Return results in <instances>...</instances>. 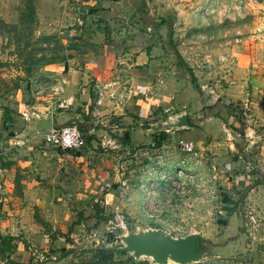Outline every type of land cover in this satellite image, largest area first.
<instances>
[{
	"label": "crops",
	"instance_id": "0c3cea01",
	"mask_svg": "<svg viewBox=\"0 0 264 264\" xmlns=\"http://www.w3.org/2000/svg\"><path fill=\"white\" fill-rule=\"evenodd\" d=\"M21 1L0 0L1 19L14 23L18 17L16 7ZM26 1L32 2L34 21L46 29L45 34L54 33L66 46L69 56L44 67L43 77L37 81L34 93L23 91L17 94V105L14 107L17 114H49L51 127L78 124L81 118L89 115L95 88L110 77L111 69L120 71L126 82L120 107L114 115L107 117V124L116 127L111 132L113 134L107 137L102 126L101 129L92 123L87 124L83 131L87 140L79 151H61L44 143L42 134L19 144L12 136L16 134L15 128L8 123L3 125V114L0 113V182L5 186L7 201L6 211L0 209L1 235H7L14 242L26 241L51 249L50 243H55L50 240L51 236L56 238L67 233L69 239L76 238L82 232L83 223L88 226L89 220L100 219L102 209L116 203V197L123 191L119 184L125 181L115 172L105 147L109 144L111 149L115 136L126 133L128 142L125 145L140 144L146 150H141L139 156L153 154L146 159L160 161L155 165L153 161L145 160L138 168L134 181L128 185L125 181L124 191L128 198L124 197L123 205L136 212L141 222L146 220L139 210L141 207L133 203H137L138 198L132 197L131 189L138 187V181L146 179L151 166L159 172L170 173L183 161L190 173V181L197 183V188L192 187L193 194L195 192L200 196L201 202L203 198L222 197L219 206H214L218 217L213 221L218 224L216 227L220 226V235L209 240L207 234L212 229L209 227L212 220L203 215L196 222L199 221V224L203 220L208 223L203 225L201 222L195 236L222 246L241 232L240 219L232 209L223 206H229L226 201L228 196L224 194L232 185L234 191L240 193V201L254 209L262 226L256 238L264 246V183L254 171L246 170L248 165L255 167L256 163H264V70L262 75L249 76L246 82L237 83L230 89V103L238 102V108H227V114L240 112L245 117L240 120L244 126L242 134L230 129L225 121L205 114L198 95L159 68L152 56L154 47L142 43L136 28L127 24L132 19L131 13L124 8L128 0ZM261 19L264 21V16ZM121 20L124 21L122 27L118 24ZM55 78L65 83L64 92L57 102L48 91ZM37 90H41L39 95H35ZM29 96L40 103L31 101ZM47 100L50 102L46 103ZM180 113L187 115V129L146 134L140 129L128 128L138 121L156 119L159 114L167 119ZM202 115H205L204 118ZM12 117L6 114V118ZM21 120L24 121L20 117ZM111 120L117 124L110 125ZM91 121L94 123V120ZM168 136L172 142H168ZM179 140L191 142L195 155L182 153L177 147ZM155 142L153 149L147 147H153ZM207 174L213 179L210 187L205 180L209 178ZM244 176L248 179L246 187H242L240 181ZM210 191L213 192L211 197L208 194ZM229 196L236 197L235 194ZM210 204L212 206V202L198 204V211H207L205 208ZM98 205L100 211L95 212ZM102 222L107 221H98L96 226ZM145 228L153 227L140 229ZM202 232L204 234L200 235ZM249 255L247 253L246 257ZM258 256L259 259L264 258V251L260 255L254 254L255 259Z\"/></svg>",
	"mask_w": 264,
	"mask_h": 264
},
{
	"label": "rangeland",
	"instance_id": "374dc122",
	"mask_svg": "<svg viewBox=\"0 0 264 264\" xmlns=\"http://www.w3.org/2000/svg\"><path fill=\"white\" fill-rule=\"evenodd\" d=\"M134 1L128 0V3L124 6L132 17L130 21H127V24L136 28L142 43L151 44L154 47L152 56L159 64V68L165 71L164 73L173 80L185 84L196 95L198 92L207 91L211 97L216 98L217 101L212 107H202V111L205 110V114L225 121L230 129L243 134L244 126L240 123V120H244L245 117L240 112L229 115L227 114V108H238V102L230 103V89L235 87L237 83L246 82L249 76L262 75V70H264V21L261 19L264 16V0ZM28 5L32 7V2L26 0L19 2L16 7L18 17L14 23L7 22L5 19H1L0 16V113L3 114L1 118L3 125L8 123L15 128L16 134L12 135L13 137L18 136L25 125V120L29 117L26 113L25 116L16 113L15 110L17 109H14V107L17 105V94L19 92L23 93V91L28 94L29 92L34 93L37 81L43 77L44 67L59 63L66 56H69V53L66 52V46L60 42L54 33L45 34L46 29L44 27H40L37 21H31V16L28 15L26 9ZM123 23V20L118 22L120 27ZM121 42H123V39ZM179 64L184 65L190 71L192 82L179 67ZM244 88L246 90V87ZM239 89L243 90L242 87H239ZM227 90H229L228 95H225ZM29 98H31V101H35L32 97L29 96ZM35 102L40 103L39 101ZM7 113L13 115V117L6 118ZM88 116L81 118L80 123L76 124L80 130L82 129V132L84 127L91 123L95 127L101 128L99 124L93 123ZM204 116L202 115V118ZM20 117L24 121H19ZM165 119L164 115L159 114L156 119L138 121L137 124L128 126V128L140 129L145 131L146 134L156 133V129L153 128L161 125ZM114 124L117 123L111 120L110 125ZM237 127H240V129L238 130ZM102 130H105L107 137L113 134L106 128ZM132 132L135 133L133 130ZM168 138V142H172L171 137L168 136ZM84 139L87 140L86 135H84ZM152 145L153 147H147L153 149L156 142ZM108 146L110 145L107 144L105 147L107 148L105 153L108 155L111 164L114 165L115 172L125 179L127 185L134 181L135 174L140 165L147 160L146 157L151 158L153 155L139 156L138 154L142 152L140 150H146L140 144L132 143L129 146H119L114 141V145L111 144V149ZM147 151L149 150L147 149ZM136 154L137 157H135ZM143 158L145 159L143 160ZM149 161L151 162L152 159ZM149 161L147 160V162ZM207 176L209 178H205L206 184L210 187L209 184L213 179L209 174ZM190 182L191 189L192 187L197 188L195 181ZM229 188L225 190L227 192L224 194L228 196L226 201L229 206L225 204L223 206L232 209L240 219L238 214L243 206L245 207L247 204L240 201V193L234 191L232 185ZM131 190L132 197L134 196V199L138 198V202L133 201V203L136 207H140L141 201L143 202L142 193L138 187H133ZM137 191L140 192L139 196H137ZM228 193L229 195L235 194L236 197L229 196ZM123 194V191H121L120 196L116 197L115 204L111 203L107 207H102L103 211L99 217L106 219L107 222H102L96 226V220L91 217L93 220L87 222L88 226L83 223L82 232L76 238L69 239L67 233L64 235L59 234V239L51 236L50 240L52 239L55 242L50 243L51 249L32 245L26 243V241L18 240L14 242L12 238L0 233V263L90 264L94 242H88L89 237L100 235L105 244L119 245L115 236L121 231L114 226V207L124 215L127 231H136L144 226L154 228L155 225L145 219L141 208L139 210L146 220L144 223L141 222L142 220L136 212L123 205L124 197L128 198V195ZM192 198L195 199L198 210V204L204 205L212 202V206L211 204L207 206V209L205 208L207 211H198L188 220V223H193L195 226L194 231L198 232L199 224L203 222L201 220L198 224L200 218H203V215L208 216V219L212 220L209 221V227L212 229L207 234L209 240L219 236L220 226L216 227L218 224L213 222L218 217L214 206H219L222 197L201 198L203 200L201 202L200 196H197L194 192ZM160 199H163V197L160 196ZM99 206L96 207L95 212L100 211ZM197 220L199 221L196 222ZM205 223L208 222L204 221L203 225ZM241 234H244V232L241 231L228 239V241H234L233 243L240 242V247L236 246L227 253H224L223 248L222 253L224 254H222L214 249L218 245L212 248L215 244L210 243L211 250H209V253L201 254L197 264H264L262 261L264 258L259 259V256L258 259L254 258L255 253L260 255V252L264 251V246L258 241L249 239L245 234L242 239ZM231 245L232 243L228 244L229 249ZM247 253H250V255L246 257ZM127 258L128 255L115 256V262H122L115 264H129L126 261Z\"/></svg>",
	"mask_w": 264,
	"mask_h": 264
},
{
	"label": "built area",
	"instance_id": "2783aa9c",
	"mask_svg": "<svg viewBox=\"0 0 264 264\" xmlns=\"http://www.w3.org/2000/svg\"><path fill=\"white\" fill-rule=\"evenodd\" d=\"M126 78L120 71L115 68L110 70V77L100 83L94 92V99L89 111V117L109 132H114L116 127H110L107 123V117L115 114V110L120 107L123 98V88ZM161 85V81L157 82ZM64 81L60 78L53 79V85L48 88L52 97L59 100L60 95L64 92ZM41 90H37L35 95H39ZM50 102V100H47ZM64 101H62L63 103ZM60 107V103H58ZM168 110H165L167 112ZM23 116H25L23 114ZM43 142L49 144L61 151H79L85 146L84 133L76 124H69L60 127H51L48 134H43ZM177 147L186 155H195L194 146L189 141H177ZM145 151V150H142ZM141 152V150H140ZM144 155H146L144 153ZM158 157H155L157 159ZM154 162V158L152 160ZM160 161H155L158 164ZM247 172L254 171L257 178L264 177V163L246 166ZM190 173L186 164L181 161L179 166L170 173L159 172L154 167H150L146 173V179L138 181V188L142 193L143 202L140 204L141 212L147 221L155 225L173 237H182L187 234H194V224L188 223L197 212V203L192 198L193 190L190 185ZM242 187L248 185V179L242 177L240 179ZM123 189L126 188L125 181L120 184ZM213 194L212 191L209 193ZM160 196L163 199H160ZM244 205V204H243ZM6 189L0 182V209L6 211ZM240 216V228L249 239L257 240L259 229L262 228L259 219L256 217L254 209L250 205L243 206L238 214ZM1 216V213H0ZM114 226L121 232L127 231V225L124 215L114 207L113 212ZM48 243V241H47Z\"/></svg>",
	"mask_w": 264,
	"mask_h": 264
},
{
	"label": "water",
	"instance_id": "95a60500",
	"mask_svg": "<svg viewBox=\"0 0 264 264\" xmlns=\"http://www.w3.org/2000/svg\"><path fill=\"white\" fill-rule=\"evenodd\" d=\"M197 95L203 108H210L217 101L207 91L198 92ZM188 126L187 115L180 113L165 119L155 129L157 132L164 130L177 132L187 129ZM50 129L51 116L49 114L30 115L25 120V125L18 136L14 137V141L25 143L34 136L48 134ZM114 141L119 146L125 145L128 142V134L124 133L121 137L116 135ZM261 180L264 183V177H261ZM115 238L119 243L117 246L105 244L100 235L89 237L88 242H94L92 250L124 253L134 263L146 261L148 264H197L199 261L195 234L173 237L159 228H145L120 232ZM0 264H4V262Z\"/></svg>",
	"mask_w": 264,
	"mask_h": 264
},
{
	"label": "trees",
	"instance_id": "16d2710c",
	"mask_svg": "<svg viewBox=\"0 0 264 264\" xmlns=\"http://www.w3.org/2000/svg\"><path fill=\"white\" fill-rule=\"evenodd\" d=\"M28 10V15L31 16V21L34 20V15H33V8L31 6L28 5V7L26 8ZM179 67L186 73V75L188 76L189 80L192 82V76H191V73L190 71L182 64H179ZM106 219H97L96 222L98 221H105ZM97 224V223H95ZM242 231V230H241ZM242 235V239L245 237L244 234H241ZM234 241H229L228 244L232 243L230 249H229V246L228 244H225V245H222V246H216V245H213L212 248H214V246H216L214 249L215 251L217 252H220L222 253V250L224 248V253H227L229 250H232L234 249V247H240V242H237V243H233ZM196 246H197V251H198V255L199 257L201 256V254L203 253H209V250H211V244L210 242L206 241V240H203L199 237H196ZM225 248H228V249H225ZM218 249V250H217ZM222 253V254H224ZM125 255L124 253H112V252H103V251H100V250H91V261H90V264H115V263H122V262H115L114 261V257L115 256H123ZM126 261L129 263V264H148L146 261H139V262H136L134 263L132 261L131 258H127Z\"/></svg>",
	"mask_w": 264,
	"mask_h": 264
}]
</instances>
